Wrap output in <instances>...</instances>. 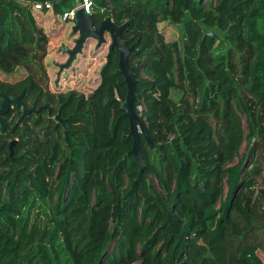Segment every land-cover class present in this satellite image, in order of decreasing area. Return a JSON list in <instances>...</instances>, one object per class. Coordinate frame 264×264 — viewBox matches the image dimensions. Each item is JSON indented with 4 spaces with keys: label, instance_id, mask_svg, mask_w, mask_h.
<instances>
[{
    "label": "trees",
    "instance_id": "16d2710c",
    "mask_svg": "<svg viewBox=\"0 0 264 264\" xmlns=\"http://www.w3.org/2000/svg\"><path fill=\"white\" fill-rule=\"evenodd\" d=\"M47 1L59 22L75 0H0V73L26 72L0 79V107L23 91L28 109L48 105L19 122L11 103L0 122V264H264V187L254 197L256 177L264 185V0H93L95 24L128 23L152 142L174 132L169 149L141 135V150L176 222L129 154L118 51L90 95L51 90L48 11L32 9ZM163 22L181 26V40L168 42ZM247 138L257 140L249 164L246 154L234 164Z\"/></svg>",
    "mask_w": 264,
    "mask_h": 264
},
{
    "label": "rangeland",
    "instance_id": "374dc122",
    "mask_svg": "<svg viewBox=\"0 0 264 264\" xmlns=\"http://www.w3.org/2000/svg\"><path fill=\"white\" fill-rule=\"evenodd\" d=\"M210 1V0H209ZM215 1V0H211ZM75 4H73L74 6ZM45 20H42L40 23L42 26H46V32L49 35L50 38V44H49V54H51L50 57L47 56L45 60V67L48 73V76L50 78V88L53 91H57L61 89L60 91L67 92L69 90H77L78 92L88 96L90 95L99 85L100 83V70L102 66L106 63V59L109 52V46L105 45L101 49L96 48L97 42L93 39H89L86 43V46L84 48V51L77 56L76 60L70 67L71 69L66 70L64 74H67L66 78H63L61 80V74L63 71H60L59 66L61 64H64L68 60V55L65 54L62 50V48H74L75 47V41L79 38V35H75L73 33V25L72 24H64L59 25V22H51L48 24H51L50 26H47L46 23L44 24ZM45 28V27H44ZM161 32L164 34L167 41H179L181 40V26L173 25L169 22L166 24L163 23L160 26ZM110 41V38L107 37ZM109 45V44H108ZM48 54V55H49ZM26 75V72L22 69L20 70L15 76L6 77L2 73H0V79L6 80L9 82H14L17 80H20ZM143 78H147V76L143 75ZM65 80V82H63ZM62 82V83H61ZM53 84V86H51ZM173 97L175 99L177 98L176 93L173 94ZM141 113L145 110L144 105H141ZM242 117L243 125L245 128V135H248V129H247V121L246 117L242 114H240ZM174 135V132L169 130L165 135L159 136L155 144L153 143V146L151 149L157 150L158 146H161L162 144L166 147L171 145V136ZM251 140L248 138L245 139L240 152L237 156V158L234 161V164H237L242 160L244 155L248 151V146H250ZM169 149V147H168ZM155 152V151H154ZM172 154H175L173 151H171ZM153 158L155 156L153 153L151 154ZM156 157H158L156 155ZM157 159V158H156ZM251 165H248L246 167V170L249 169ZM148 172V173H146ZM144 175L147 176L148 181L153 183V186L155 188V192L160 196L162 199L164 208L167 212V214L171 217V220L173 222H176L177 219L174 216V212L172 211L171 204H170V192L164 187V185L160 182L158 177L156 176V173L154 172L153 168L148 169L145 168ZM256 184L257 186L254 188L261 189L263 185L262 176L256 177ZM228 191L227 186H225V195ZM56 200V197H55ZM260 255L264 259V253L260 252Z\"/></svg>",
    "mask_w": 264,
    "mask_h": 264
},
{
    "label": "water",
    "instance_id": "95a60500",
    "mask_svg": "<svg viewBox=\"0 0 264 264\" xmlns=\"http://www.w3.org/2000/svg\"><path fill=\"white\" fill-rule=\"evenodd\" d=\"M128 23L123 25H117L111 16H107L100 23L95 24L91 15L85 13L84 10H79L76 16V22L73 26V33L79 35V38L75 41L74 48H62L63 52L68 55V60L66 63L59 66L60 71L69 69L78 55H80L86 46V43L89 39H93L97 42L96 48L100 49L103 46H109V52L117 50L119 53V63L117 72L123 76V84L127 87V94L125 100L121 101V109L125 112L124 116L129 121V136L133 139L132 149L129 154L134 156L137 163L140 166L139 170V179H147V176L144 175L145 172V162L141 150V135L148 142L149 146H153L152 138L148 130V123L146 119L142 116L141 110L139 109L140 105L137 102L136 96V83L137 79L135 76L134 68L130 65V54L135 50L134 46L128 47L127 42L122 38V32ZM110 38V41L108 38ZM109 44V45H108ZM110 54V53H109ZM109 54L107 59L109 58ZM25 94L23 91L19 96H9L3 95V102L0 107V122L2 116L8 113L10 110V104L15 103L16 106L23 111V114L19 120L32 113H40L42 110L48 108V105L43 106L39 109L36 107L28 109V107L22 102V98ZM55 121L58 124H61L65 128V137L68 139V130H67V120L63 119L60 113L56 116ZM257 140L253 139L248 151L246 153V162L249 164V161L252 156L253 149L256 145ZM17 140L12 141L10 144L11 157L14 154V146L16 145ZM247 164V166H248Z\"/></svg>",
    "mask_w": 264,
    "mask_h": 264
},
{
    "label": "built area",
    "instance_id": "2783aa9c",
    "mask_svg": "<svg viewBox=\"0 0 264 264\" xmlns=\"http://www.w3.org/2000/svg\"><path fill=\"white\" fill-rule=\"evenodd\" d=\"M54 4L50 1L47 2H35L32 5V9L36 12H45V11H52ZM84 10L85 13L91 15L93 13L94 9V2L93 0H76V3L74 6H72L70 9H67L64 11V13L58 15V20L62 24H72L74 26L76 22V16L77 12L79 10ZM65 82V80H63ZM141 109V106L139 107ZM264 186L261 187V189ZM259 189H256V193L254 197L257 196Z\"/></svg>",
    "mask_w": 264,
    "mask_h": 264
},
{
    "label": "crops",
    "instance_id": "0c3cea01",
    "mask_svg": "<svg viewBox=\"0 0 264 264\" xmlns=\"http://www.w3.org/2000/svg\"><path fill=\"white\" fill-rule=\"evenodd\" d=\"M76 3V0L74 1V4ZM42 19V20H45L43 23L45 24L46 23V25L47 26H50L51 24H48V23H51V22H56V20H55V16L53 15V13L52 12H47V13H43V14H41L40 16H39V19ZM163 23H167V22H163ZM163 23H161V24H163ZM161 24H159V29H160V26H161ZM60 25H62L61 23H60ZM45 27V29H46V26H44ZM161 31V30H160ZM169 42V41H168ZM171 42H173V41H171ZM51 56V54H49L48 55V57H50ZM49 59V58H48ZM48 59H46V61H48ZM15 76V75H14ZM51 86H53V84L51 85Z\"/></svg>",
    "mask_w": 264,
    "mask_h": 264
},
{
    "label": "flooded vegetation",
    "instance_id": "af4514ba",
    "mask_svg": "<svg viewBox=\"0 0 264 264\" xmlns=\"http://www.w3.org/2000/svg\"><path fill=\"white\" fill-rule=\"evenodd\" d=\"M101 49V48H100ZM99 50V49H98ZM110 52H108V54H109ZM76 60V59H75ZM74 63V62H73Z\"/></svg>",
    "mask_w": 264,
    "mask_h": 264
}]
</instances>
